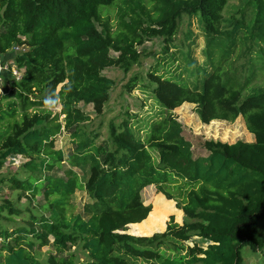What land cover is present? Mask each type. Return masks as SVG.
<instances>
[{
	"label": "trees",
	"instance_id": "1",
	"mask_svg": "<svg viewBox=\"0 0 264 264\" xmlns=\"http://www.w3.org/2000/svg\"><path fill=\"white\" fill-rule=\"evenodd\" d=\"M228 2L0 0V64L13 52L14 66L23 71L19 79L11 78V65L0 72L5 80L0 172L10 157L25 159L24 175L0 176V186L17 193L18 201L42 196L38 213L9 198L0 204V264H131L133 258L146 264H243V247L264 249L259 230L264 219V87L246 94L250 79L243 81L229 61L241 26L252 41L264 43V0H247L250 23L236 21L230 33L222 26ZM114 6L120 8V23L111 33L99 23ZM186 15L198 21L208 39L205 65L186 62L188 53L182 63L186 83L151 71L150 93L158 109L151 120L138 121L145 136L128 118L111 124V139L98 143L82 127L91 115L80 104L103 113L115 86L103 71L111 66L128 70L141 55L137 46L147 40L161 37L170 44ZM47 96L59 101L63 122L45 107ZM184 103L197 104L206 124L243 116L255 141L207 140L208 153L196 156L174 112ZM65 131L74 143L68 150L56 145ZM152 185L175 200L190 221H171L165 232L150 236L120 232L148 220L151 206L142 192ZM79 191L92 200L83 212H75L72 203ZM195 235L208 247H186ZM168 245L180 253L187 248V253L165 257L160 250ZM78 246L87 252L86 261L72 251ZM42 247L51 248L45 261L37 254Z\"/></svg>",
	"mask_w": 264,
	"mask_h": 264
},
{
	"label": "rangeland",
	"instance_id": "2",
	"mask_svg": "<svg viewBox=\"0 0 264 264\" xmlns=\"http://www.w3.org/2000/svg\"><path fill=\"white\" fill-rule=\"evenodd\" d=\"M247 0H229L228 5L224 11V21L222 23L223 30L230 33L236 21L249 24L252 15L246 9L245 3ZM119 6L108 8L104 11L99 27L101 29L107 25L111 33H116L119 29ZM245 10V11H244ZM247 27L241 26L237 32V43L234 51L231 54L230 62L236 68L237 75L245 79H250V83L246 88L245 93L254 87H264V43L254 42L251 37H248ZM172 42L167 44L161 37L147 40L143 45H138L137 49L141 53L139 59L127 69L119 66H111L103 71V74L112 78L115 81V86L111 91V96L107 102L103 113L97 114L92 104L81 103L80 106L91 115V120L82 124V127L87 130L91 136L96 138V141L102 142L111 139L110 126L111 124H120L125 119L130 118L132 124H136V129H141L142 137L145 136L139 119L153 118L157 112L158 106L156 101L151 95L152 83L149 80V73L151 71H158L165 73L168 76H176L177 81L185 82L186 74H183L182 66L184 59L187 58L188 53L191 58H187L186 62H195L197 65H205L207 55L205 53L208 47V39L206 34L201 29L196 19L190 20L186 15L183 17L179 24L177 33L172 37ZM247 40L245 44L242 41ZM20 51L23 47H16ZM263 49V51H260ZM113 55L118 53L112 51ZM217 58V57H215ZM15 64V55L13 52L9 54L5 61L0 64V72H7L9 66L13 68L12 77L21 78L23 71L17 70ZM181 65V66H180ZM137 78L132 85L133 89L129 91L128 84L131 83L133 78ZM179 77V78H178ZM181 77V78H180ZM5 84L4 78L0 75V95H3V86ZM5 102V101H4ZM62 106L58 104L52 108L53 116L59 115ZM179 121L183 124L184 135L192 143L193 150L196 156L206 155L208 151L204 147L207 140H221L224 142L234 143L239 140L252 142L255 134L250 132L247 122L243 116H239L235 121L214 120L209 124L203 123L199 114L198 106L194 103H184L174 110ZM131 116V117H130ZM132 116H137L132 118ZM64 115H59V120L63 122ZM73 139L66 131L57 136V147H63L68 150L74 144ZM25 159L21 156H12L7 159L4 169L0 172V176L8 174H21L23 176L22 166ZM67 167L64 164V169ZM143 201L146 205L151 206L152 214L149 215L148 220L139 224L128 225L125 232L131 235L150 236L155 233L165 232L168 224L173 221L179 225H184L190 220L185 216L184 212L177 207L175 200H170L162 193H158L154 185L146 187L142 192ZM9 198L13 200L21 209L32 208L36 213L42 212L39 207V200L42 196L32 201L28 198H21L18 201V194L8 186H0V204L4 199ZM89 196L85 191H79L73 197L72 203L75 212L85 211L87 204L90 203ZM260 234L264 238V219L259 222ZM200 244L207 248L209 242L199 236H193L189 241H186L185 246H194ZM179 246L180 243H177ZM171 246V247H169ZM172 245L162 246L161 253L165 256L177 257L178 253L184 255L187 253V248L182 249L180 253ZM51 248L42 247L37 250V254L42 261L46 260L48 252ZM79 261H86L88 254L82 250L80 246L73 247V250ZM243 264H264V249L262 251H254L249 246L242 249ZM131 264H146L143 259H131Z\"/></svg>",
	"mask_w": 264,
	"mask_h": 264
},
{
	"label": "clouds",
	"instance_id": "3",
	"mask_svg": "<svg viewBox=\"0 0 264 264\" xmlns=\"http://www.w3.org/2000/svg\"><path fill=\"white\" fill-rule=\"evenodd\" d=\"M59 101L57 100L55 103L53 102V97L47 96L44 100V105L46 108L51 110L52 108L56 107Z\"/></svg>",
	"mask_w": 264,
	"mask_h": 264
},
{
	"label": "built area",
	"instance_id": "4",
	"mask_svg": "<svg viewBox=\"0 0 264 264\" xmlns=\"http://www.w3.org/2000/svg\"><path fill=\"white\" fill-rule=\"evenodd\" d=\"M3 240L0 238V245L2 244Z\"/></svg>",
	"mask_w": 264,
	"mask_h": 264
},
{
	"label": "crops",
	"instance_id": "5",
	"mask_svg": "<svg viewBox=\"0 0 264 264\" xmlns=\"http://www.w3.org/2000/svg\"><path fill=\"white\" fill-rule=\"evenodd\" d=\"M253 141H255V138H254V139H252V142H253Z\"/></svg>",
	"mask_w": 264,
	"mask_h": 264
}]
</instances>
